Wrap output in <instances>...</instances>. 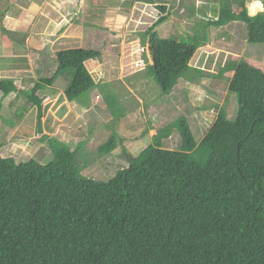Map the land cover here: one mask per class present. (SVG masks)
I'll return each instance as SVG.
<instances>
[{
    "label": "trees",
    "instance_id": "trees-1",
    "mask_svg": "<svg viewBox=\"0 0 264 264\" xmlns=\"http://www.w3.org/2000/svg\"><path fill=\"white\" fill-rule=\"evenodd\" d=\"M218 2L215 19L195 23L192 43L160 37L155 27L166 16L141 34L152 61L146 75L164 94L179 79L192 83L207 77L190 62L208 43L210 27L240 21L247 43H264V12L250 16L246 0ZM98 58L100 52L92 49L57 51L53 75L39 77L30 89L0 79V110L9 94L25 97L37 110L39 141L51 152L45 164L0 155V264H264V64L236 58L214 76L233 72L227 94L236 97L234 119L220 107L196 141L186 119L178 118L102 182L82 174L85 142L71 150L43 129L47 97L39 94L70 69L63 96L86 106L87 99L80 98L97 83L85 64ZM26 111L24 104L17 119ZM172 128L181 139L176 150L162 147ZM115 140L110 135L98 155L111 153Z\"/></svg>",
    "mask_w": 264,
    "mask_h": 264
},
{
    "label": "rangeland",
    "instance_id": "rangeland-1",
    "mask_svg": "<svg viewBox=\"0 0 264 264\" xmlns=\"http://www.w3.org/2000/svg\"><path fill=\"white\" fill-rule=\"evenodd\" d=\"M18 1L6 6L7 1L0 0V12L7 7L11 12L9 18L3 21V28L0 26V79H10L19 88L30 89L39 77L49 78L53 75L57 51L81 47L100 52V58L85 64L97 83L93 90L80 98L82 102L87 99L86 106L68 102L63 96V90L73 75L70 69L60 73L51 86H46L39 93L47 97L42 110L43 129L66 143L71 150L85 142V149L80 150L79 163L85 164L82 174L95 181L106 182L112 178L120 167L127 166L129 156H136L152 143L151 137L158 129L178 118L186 119L196 141L205 135L220 107H224L228 119H234L236 97L234 94L228 97L227 94L228 81L233 72H225L221 78L214 76L221 67L236 58L264 63V43H247L243 22L238 21V25L233 26L230 30L232 34L225 27L220 30L212 28L213 34L209 38L211 47L196 51L190 62L192 67L201 69L207 77L190 85L186 83L187 79H179L173 90L164 94L154 79L146 75L145 67L152 61L147 44L142 46L140 42L141 34L162 16L163 12L158 7L160 3L73 0L75 11L55 17L54 4H50L48 12L41 15L33 9L32 12H22L19 6L23 0ZM57 1L60 4L66 0ZM184 1L188 4L186 12L190 14L193 12V0ZM250 1L254 0L247 3ZM263 1L260 2L263 4ZM83 2L85 5L77 6ZM102 4L112 7L111 11L103 12L105 6ZM76 11L78 14H74ZM195 16L192 17V24H182V21L180 24L171 14L155 29L160 37L192 43L196 21L205 24ZM49 19L52 22L45 25ZM53 20L56 21L54 24ZM24 33L30 37L24 36L23 39ZM5 35L8 37L5 38ZM20 42L24 44L23 52L27 59L25 70L28 71H1L4 67H26L25 59L20 58L23 53L15 51L19 49ZM25 100V97L14 92L2 102L0 155L12 157L17 163L33 158L45 164L51 159V152L46 143L39 141L42 134L36 132V107ZM24 104L27 111L21 119H17L16 111ZM11 119L14 121L12 127L9 126ZM171 130L170 136L162 140V147L176 150L181 145V139L176 128ZM110 135L116 139L114 150L106 155H98V146Z\"/></svg>",
    "mask_w": 264,
    "mask_h": 264
},
{
    "label": "crops",
    "instance_id": "crops-1",
    "mask_svg": "<svg viewBox=\"0 0 264 264\" xmlns=\"http://www.w3.org/2000/svg\"><path fill=\"white\" fill-rule=\"evenodd\" d=\"M3 1V0H2ZM78 1V0H77ZM135 1H138V0H135ZM134 1V2H135ZM140 1H143L144 2V4H149V5H155V4H158V3H160L161 5H163V6H165V10L164 11H162L163 12V14H162V16H166V19H168L170 16H171V14H172V17L174 18V20H176L178 23H180L181 21H182V24L184 23V22H186L185 24H192L193 23V21H192V17H194L195 15H197V16H195L198 20H201V21H203V22H205L206 20H208V19H215L216 18V16H217V14H218V11H219V7H220V4H219V0H193V12L191 11L190 12V14H187L188 12H186V6H188V4H185V1L184 0H140ZM235 1V0H234ZM247 1H249V0H246V2H245V5H246V7L248 8V10H249V8H250V6H251V4L252 3H254V1H250L249 3H247ZM260 1H262V0H260ZM12 2H14V3H16V2H19L18 0H7V2H6V6L8 5V4H13ZM58 1L57 0H23V1H21V3H20V8H21V11L22 12H25V11H29V12H32V9L33 10H35L37 13H41V15H45L48 11V7H50V4H54V5H52V9H53V7H55L56 9L54 10V11H56V15H55V17H61L62 16V14L63 13H68L69 11H75V9H73V7L74 6H72L73 5V0H66L65 2L64 1H61V3L60 4H58L57 3ZM111 2H114V0H111ZM173 2V3H172ZM130 3V2H129ZM168 4H173L172 6L171 5H168ZM15 5V4H14ZM81 5V7L83 6V5H85L84 4V2L82 3V4H77V6L79 7ZM102 5H104L105 6V4H102ZM131 5V4H130ZM214 6V7H213ZM233 8H235L236 7V4H232L231 5ZM81 7H80V9H81ZM105 8V11H103V12H110L111 11V9H112V7H110V6H105L104 7ZM8 9V7L6 8V10H4L1 14H0V26L3 28V26H2V23H3V21H5V20H7L8 18H9V16H10V11H8L7 10ZM175 9V10H174ZM175 11V12H174ZM194 11H196L197 12V14H195V12ZM260 10H257L256 11V13L257 12H259ZM77 12V11H76ZM36 13V14H37ZM78 14V13H77ZM175 15H177L176 17H175ZM77 16V15H76ZM171 17V18H172ZM172 18V19H173ZM194 19V18H193ZM179 20V21H178ZM195 21H196V19H195ZM50 22H52L50 19H49V21H48V23H46L45 25H49L50 24ZM56 21H54L53 20V24L55 23ZM78 23V21L77 20H75V24H77ZM196 23H197V21H196ZM181 24V23H180ZM236 25H238L237 24V22H232V23H230V24H228V25H226L225 26V29H229V32H230V30H232V28H233V26H236ZM76 26H78V25H76ZM238 27V26H237ZM48 29H51V28H49V27H47ZM212 28H214V27H210L209 28V38H210V35L211 34H213V32H212ZM216 29H219V28H215V30ZM220 30V29H219ZM223 32V31H222ZM228 32V33H229ZM9 33H11V32H9ZM231 33V32H230ZM229 33V34H230ZM228 34V35H229ZM232 34V33H231ZM24 36H26V37H30V35L29 36H27V34L26 33H24V35L22 36L23 37V39H24ZM8 36H6L5 35V38H7ZM4 38V37H3ZM4 38V39H5ZM212 38V37H211ZM3 39V41H5ZM22 39V40H23ZM28 38H26V40H27ZM209 40V39H208ZM209 43H206L204 46H201L198 50H201V49H204V48H206V47H211V44H212V42H211V40L210 41H208ZM21 43V42H20ZM16 45H18V44H16ZM19 46V49H15V51H18V52H21V53H23V56H21L20 58H24L25 59V63H26V67L24 68L23 67V69H16L14 66H12V69H9V68H2V69H4V70H1V71H19V70H23V71H28V70H25V69H27V59L25 58V55H24V52H23V48H24V44H19L18 45ZM81 48V47H80ZM25 49V48H24ZM197 50V51H198ZM19 55V54H18ZM54 62H55V60H54ZM249 62H251V63H253V64H255V65H259V64H264V63H259V62H252L250 59H249ZM39 65H40V63H38V69H39ZM190 66L192 67V65L190 64ZM54 70H55V67H54ZM29 76V75H28ZM188 85H190L191 83H188V82H186Z\"/></svg>",
    "mask_w": 264,
    "mask_h": 264
},
{
    "label": "clouds",
    "instance_id": "clouds-1",
    "mask_svg": "<svg viewBox=\"0 0 264 264\" xmlns=\"http://www.w3.org/2000/svg\"><path fill=\"white\" fill-rule=\"evenodd\" d=\"M257 10L264 12V4H262L260 0H254V3L251 4L249 8V15L255 16ZM74 14H77V12H75Z\"/></svg>",
    "mask_w": 264,
    "mask_h": 264
},
{
    "label": "built area",
    "instance_id": "built-area-1",
    "mask_svg": "<svg viewBox=\"0 0 264 264\" xmlns=\"http://www.w3.org/2000/svg\"><path fill=\"white\" fill-rule=\"evenodd\" d=\"M143 52V51H142ZM142 63L144 62L143 60H140Z\"/></svg>",
    "mask_w": 264,
    "mask_h": 264
}]
</instances>
